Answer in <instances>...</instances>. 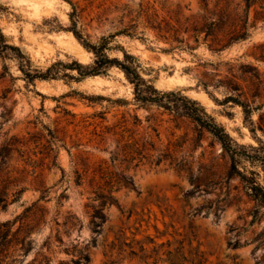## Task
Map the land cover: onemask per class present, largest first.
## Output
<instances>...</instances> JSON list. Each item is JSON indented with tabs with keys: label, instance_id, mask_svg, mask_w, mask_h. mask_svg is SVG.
Masks as SVG:
<instances>
[{
	"label": "rangeland",
	"instance_id": "rangeland-1",
	"mask_svg": "<svg viewBox=\"0 0 264 264\" xmlns=\"http://www.w3.org/2000/svg\"><path fill=\"white\" fill-rule=\"evenodd\" d=\"M69 3L76 29L92 43L132 20L137 36H115L107 55L133 56L154 90L197 102L240 151L263 159V0L250 7L254 28L247 39L220 52L202 37L196 45L183 30L201 23L204 4L231 13L239 3L241 12V0H0V33L29 61L26 71L92 64L93 55L67 31ZM147 17L178 29L193 50L160 38ZM59 69L54 78L27 81L17 52L0 54V146L12 137L22 144L11 154L8 174L0 173V197L7 188L0 223H13L14 232L25 208L41 210L31 208L34 215L23 223L30 228L29 252L9 248L7 264H264V206L238 178H227L230 159L209 132L181 109L136 102L116 67L83 79ZM242 71L257 72L261 82ZM229 79L238 99L254 108L248 116L237 104H222L230 92L216 82ZM237 167L264 190V163L242 158ZM119 174L130 176L135 189L118 186ZM108 191L116 205L104 208L106 220L95 234L96 196Z\"/></svg>",
	"mask_w": 264,
	"mask_h": 264
},
{
	"label": "trees",
	"instance_id": "trees-1",
	"mask_svg": "<svg viewBox=\"0 0 264 264\" xmlns=\"http://www.w3.org/2000/svg\"><path fill=\"white\" fill-rule=\"evenodd\" d=\"M254 2L255 0H241V3H243V10L241 12L238 11V3L236 4L235 10L231 13H227L225 10L221 9L218 11H207V5L204 4V10H206V14L202 16L201 23L193 25L190 28L185 27L183 32H190V37L192 38L193 43L196 45L199 43V38L202 37V42L206 44L210 51L220 52L231 46L233 43L247 39L249 36V29L254 28V24L249 23V10ZM69 5L71 7V11L68 14L70 27L67 29V31L73 35V37L80 43L84 50L93 55V62L91 65L83 66L75 61L70 64H62L57 62L52 64L44 72H39L37 70L31 71L28 68L26 71L24 67H30L29 61L22 56L18 48L7 45L5 43L4 36L1 33L0 54L7 50L16 51L18 60L20 62V69L27 81H33L35 79L47 80L54 78L60 72L59 67L75 71L78 76L77 78L79 79L105 75L106 72L112 67L120 69L128 82L133 86L135 95L134 98L136 102L141 105L155 104L164 108L165 110L170 111H178L181 109L186 117L191 119L200 128L209 132L219 142L222 150L228 155L230 159V169L227 172V178H238L239 181L243 183L244 188L250 198L258 205L264 206V190L257 184L253 174L250 173V176H247L237 167V164L242 158L264 163V157L261 159L258 155L250 156L244 151H240L237 148V145L234 144V142H232V140L225 133L223 128L217 125L197 102L192 101L185 96H176L172 92L159 93L154 90L150 83L140 76L139 65L137 64L136 58L133 56L122 52V59L119 60L117 58H110L107 55L106 52L109 50L110 40L115 36L123 35L130 38L137 36V26L132 22V20L121 29L116 30L113 34H109L106 37L102 36L96 43H92L87 35H84L82 31L76 29L78 18L76 7L71 3H69ZM146 20L149 27L156 31L160 38H163L164 40L171 38L173 42H176L179 45L184 44L186 49L193 50L192 47H189L188 44L185 43L186 40L178 38L179 30L171 26L168 22L163 20L157 22L152 17H147ZM245 73H249L251 75V79H255L256 83L261 82L260 76L257 72L251 73L250 71H242V74ZM216 84L218 86H223L230 92L229 95L223 98L222 104L232 103L239 105L242 108L243 114L245 116H248L251 111L254 110V108L238 99L240 96L238 93L239 88L234 81L230 79L226 82L218 80ZM201 86L206 90L207 83L202 82ZM176 100L186 102V104H183V106H181L182 108H180V106L176 104ZM20 143L21 142H19L17 138L12 137L8 142L0 146V173L5 172V174H8V171H5L7 168V163L10 160L13 151H16L17 153L20 152L17 149L18 145L22 146ZM159 162V159L156 160V164ZM52 165H55V157L53 158ZM116 184L128 190L135 189L132 178L125 174H119L118 178L116 179ZM6 189V186L2 188V196L6 195ZM22 192V189L15 191L13 193L15 199L18 198L17 200H19ZM2 196L0 197V203L5 202L2 199ZM96 198L99 201V204L93 208V212L91 214V225L95 234L100 232V228L106 220V216L103 212L104 208L106 206L116 205V200L112 196L111 191H108L107 194H98ZM14 201L15 200H13V202ZM4 207H6V203L1 205V209H4ZM31 208L41 211L40 208L35 207V204H33L32 207L25 208L22 215L16 217L13 221L15 222L18 220L20 223L19 227L14 232H12L13 223L9 221L0 223V264H7L6 259L11 257L13 252L9 254V252L5 251L11 247L15 248L16 246H20L23 255L29 252L30 241H26V238L30 233V228H27V224L25 225V228H23V223L30 215H34V212H31ZM21 231L24 233V235L23 237L19 238L18 234ZM13 251H15V249Z\"/></svg>",
	"mask_w": 264,
	"mask_h": 264
}]
</instances>
